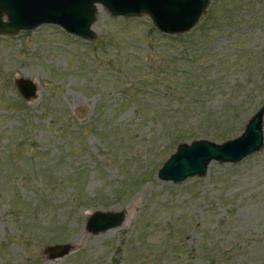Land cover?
<instances>
[{
	"label": "rangeland",
	"instance_id": "374dc122",
	"mask_svg": "<svg viewBox=\"0 0 264 264\" xmlns=\"http://www.w3.org/2000/svg\"><path fill=\"white\" fill-rule=\"evenodd\" d=\"M91 29L0 35V264H264V146L157 177L179 143L234 138L264 103V0H209L177 35L99 5ZM96 210L125 219L94 234Z\"/></svg>",
	"mask_w": 264,
	"mask_h": 264
},
{
	"label": "water",
	"instance_id": "95a60500",
	"mask_svg": "<svg viewBox=\"0 0 264 264\" xmlns=\"http://www.w3.org/2000/svg\"><path fill=\"white\" fill-rule=\"evenodd\" d=\"M209 0H0V35L13 36L43 24L59 26L67 34L91 41L95 33L98 6L110 15L127 18L147 15L161 33L177 35L188 32L199 21ZM5 18V19H4ZM19 93L29 101L37 98V84L28 78H14ZM264 103L248 119L244 130L221 143L207 139L181 142L157 170L163 181L179 183L192 176H203L212 160L237 163L264 146ZM125 212L96 210L87 221L91 233L107 231L120 225ZM66 244L45 248L49 257L62 256Z\"/></svg>",
	"mask_w": 264,
	"mask_h": 264
},
{
	"label": "bare ground",
	"instance_id": "6f19581e",
	"mask_svg": "<svg viewBox=\"0 0 264 264\" xmlns=\"http://www.w3.org/2000/svg\"><path fill=\"white\" fill-rule=\"evenodd\" d=\"M97 11H98V9H97Z\"/></svg>",
	"mask_w": 264,
	"mask_h": 264
}]
</instances>
